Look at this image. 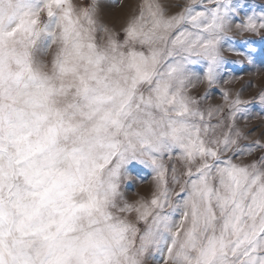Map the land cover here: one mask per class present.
<instances>
[{"label": "snow or ice", "instance_id": "obj_1", "mask_svg": "<svg viewBox=\"0 0 264 264\" xmlns=\"http://www.w3.org/2000/svg\"><path fill=\"white\" fill-rule=\"evenodd\" d=\"M237 13L146 0L121 39L100 0H0V264H264V156L233 162L264 149L235 128L250 102L223 93L231 123L212 124L223 109L189 94L196 65L219 82L226 45L251 59L228 35ZM236 26L258 33L264 14ZM138 164L156 191L130 204Z\"/></svg>", "mask_w": 264, "mask_h": 264}, {"label": "rangeland", "instance_id": "obj_2", "mask_svg": "<svg viewBox=\"0 0 264 264\" xmlns=\"http://www.w3.org/2000/svg\"><path fill=\"white\" fill-rule=\"evenodd\" d=\"M71 2L78 7L85 4V0H71ZM100 2L103 22L123 39V27L139 14L141 5L145 4L146 0H100ZM152 2L159 3L167 15H174L180 12L189 0H152ZM232 3L238 6V13L233 16L228 35L232 38V46L246 54L251 53V59L247 55H237L235 52L229 51L226 45L223 55L228 63L221 73L219 82L209 88L203 81V72L200 71L203 65H196L194 71L199 79L193 80L189 94L199 101V107L202 110L206 111L217 107L223 109L218 116L212 117V124H216L218 121L231 123V121L225 120L229 109L223 93L227 92L229 100L239 97L243 101H249L248 113L246 115L238 114L235 119V128L242 136L240 143L244 146L252 145L258 141L264 145V103L260 101V96L264 94V29L256 33L241 30L236 26L254 14L259 22L260 15L264 14V0H232ZM46 19V14H42L41 20ZM52 55L53 51L49 49L47 55L42 58L47 62ZM205 96L206 99H204ZM224 131H227V128ZM225 156H231V153H226ZM262 156H264V149L257 148L250 155L233 157V162L248 164L258 161ZM163 163L169 170L167 173L169 188L179 191V186L171 182V169L175 167L178 172H183V163L176 156L171 159L165 157ZM156 183L153 170L138 164L133 168L131 174L122 181L120 191L124 200L135 204L140 200H150L156 191ZM134 216L135 213H132L131 217Z\"/></svg>", "mask_w": 264, "mask_h": 264}]
</instances>
